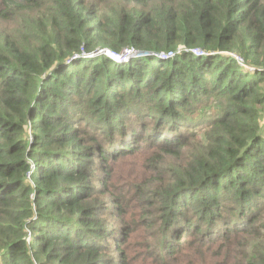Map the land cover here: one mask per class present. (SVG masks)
Segmentation results:
<instances>
[{
	"label": "trees",
	"instance_id": "16d2710c",
	"mask_svg": "<svg viewBox=\"0 0 264 264\" xmlns=\"http://www.w3.org/2000/svg\"><path fill=\"white\" fill-rule=\"evenodd\" d=\"M0 264H264V0H0Z\"/></svg>",
	"mask_w": 264,
	"mask_h": 264
},
{
	"label": "rangeland",
	"instance_id": "374dc122",
	"mask_svg": "<svg viewBox=\"0 0 264 264\" xmlns=\"http://www.w3.org/2000/svg\"><path fill=\"white\" fill-rule=\"evenodd\" d=\"M105 9H106L105 7H102V10H105ZM92 57L93 56H83L82 58H92ZM143 60L146 61V59H143ZM241 67H243L246 70L250 69V67H245L244 65H242ZM205 148H206V145L203 142L202 138L201 137L195 138L194 142H192V144H191V149L188 150V153H186L185 155L180 157L179 160H177L176 158H171V160H169L168 162H166L165 164L160 166V169L165 170V172L169 171L167 173L166 177L162 180V182L169 181V179L172 178V176L174 175V173H171V171L177 170L179 165H181L184 161H186V160H187V162L191 161V158H189V154L190 153H200L202 150H205ZM120 180L122 182H121V186H120L119 190H120V192L125 194L124 190L122 188L125 189L127 187V185H132L131 182H130V180H131L130 174L125 175L124 177L120 178ZM154 181L156 182V180H154ZM156 183L158 184V182H156ZM153 188H157V187H153ZM144 189H149V188L148 187H144ZM155 208H157L158 210H156ZM151 210H152V214L155 215V216H158L161 213L160 208H159L158 205L154 206ZM130 211L132 212L131 208H130ZM154 234H155V232L149 233L146 236L147 241ZM133 252L135 253L136 251H133ZM186 254H187V252H183V255H186ZM179 255H182V253L179 254ZM181 260L184 261V259H182V258H181Z\"/></svg>",
	"mask_w": 264,
	"mask_h": 264
},
{
	"label": "built area",
	"instance_id": "2783aa9c",
	"mask_svg": "<svg viewBox=\"0 0 264 264\" xmlns=\"http://www.w3.org/2000/svg\"><path fill=\"white\" fill-rule=\"evenodd\" d=\"M99 54H104L105 56H107L112 61H116V62H120V63H127L132 58H143V57L147 56V54L134 51L133 49L125 50L123 53H121L119 55H115V54H112L108 51L101 50V51H98L96 53H90V54H84L83 53L80 56H82V57L83 56H93L94 57V56H97ZM80 56H73V58H78ZM158 56L161 59H166V58L173 57V54L172 53H168V54L160 53ZM236 60L241 64V62H242L241 59H238L236 57ZM249 70H252V68H250Z\"/></svg>",
	"mask_w": 264,
	"mask_h": 264
}]
</instances>
